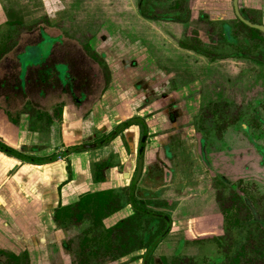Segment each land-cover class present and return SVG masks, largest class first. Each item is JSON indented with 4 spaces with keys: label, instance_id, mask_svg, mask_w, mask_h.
I'll list each match as a JSON object with an SVG mask.
<instances>
[{
    "label": "rangeland",
    "instance_id": "obj_1",
    "mask_svg": "<svg viewBox=\"0 0 264 264\" xmlns=\"http://www.w3.org/2000/svg\"><path fill=\"white\" fill-rule=\"evenodd\" d=\"M1 15L4 20L0 21V60L18 48L16 60L23 61L25 66L18 62V69L21 67L22 78L28 77L23 83L13 79L14 89L10 87L21 98L15 106V118L26 121L27 129H38L45 139L51 136V125L64 123L66 111L78 113L77 117L84 119L102 104L104 95L118 83L114 70L126 72L124 61H129L128 72L139 74L146 59L151 58L166 73L164 79L170 83L171 91L181 94L179 108L191 112L181 128L189 130L195 126L199 143L195 147L193 132H189L192 138L185 134V143L178 144V160L189 166L197 149L198 170L203 161L208 172L203 178L206 173L198 171L197 178L203 182L199 181L197 188L187 187L171 194L161 190L164 194L145 198L147 208L156 209L150 212H166L175 222L151 256L150 264H161V259L165 264H264L263 37L254 33L257 38H253L250 30L234 20L240 43L233 47L224 37V21L216 22L219 15L214 19L209 11L197 8L196 0H0ZM210 17L212 22L207 20ZM244 36L251 39V44L243 41ZM58 42L64 44L60 46ZM71 46L75 48L74 54L69 52L73 55L68 73L72 79L60 78L56 68L70 63L67 56L60 58L62 49ZM77 48L85 50L100 68L95 78L88 79V64L79 62ZM109 50L115 54L110 55ZM238 51L254 57L233 60L231 57ZM116 56L118 63L122 62L120 66ZM36 59L40 63L32 65ZM1 69L0 77L11 75ZM33 73L39 74L33 78ZM4 80L0 78L1 83ZM6 93L0 86L1 96ZM171 104L168 101L163 108ZM18 111L23 115L18 116ZM171 134L172 127L158 135ZM145 150L148 156L152 154L149 146ZM161 156L169 161L163 151ZM139 189L140 193L154 192ZM123 195L124 202H128V191ZM72 215L76 216L73 212ZM145 215L135 211L131 218L140 224L129 223V240L117 242L106 257V250L102 249L101 260L98 256L96 260L92 258L94 250H89L88 243L82 246L87 238L84 232L67 223L66 227L59 224L58 229L74 239L67 260L79 264L80 258L90 254L88 258H92L93 264H133L135 259L143 264L142 252L146 254L152 241L167 228ZM218 225L224 232L217 230ZM96 230L100 235L104 232ZM52 246L56 248V244ZM26 258H20L18 263L32 264ZM0 264L14 263L10 257H2Z\"/></svg>",
    "mask_w": 264,
    "mask_h": 264
},
{
    "label": "crops",
    "instance_id": "obj_2",
    "mask_svg": "<svg viewBox=\"0 0 264 264\" xmlns=\"http://www.w3.org/2000/svg\"><path fill=\"white\" fill-rule=\"evenodd\" d=\"M233 2L234 0H196V6L200 10L209 11L213 18H218L219 15L224 16V20H232ZM240 2L243 5L242 9L254 8L264 14V0ZM2 20L3 15L0 16V21ZM146 60L143 69L145 65L154 66L157 69V78L165 77L154 60L149 57ZM149 79L151 78L146 81ZM115 80L120 85L117 83L106 93L102 98V104L90 115L82 119L77 117L78 113L75 115L74 112L66 111L63 115L64 123L61 126L57 123L51 125L49 127L51 136L46 139L38 129H27L26 121H18L14 114L0 107V144L30 160L26 161L0 150V253L12 254L26 260L28 257L32 264H50V260L59 255L57 247L52 245L59 244L61 249L63 245L62 239L60 241L59 239L64 234L58 229L56 222V211L59 208H82L80 205L82 197L107 192L108 198L114 200L113 208H116V212L104 220V226L109 229L122 220L135 216V211L138 210L134 204L149 211L150 208L144 204L147 196L155 198L159 193L181 192L187 187L194 189L197 188L199 181L203 182L201 178H197L198 171L206 173L203 178L207 171L203 164L198 170V163L195 161L198 160L197 149L194 158L191 156L194 161L190 159L188 169L184 171L178 169V165L181 164L179 160L170 164L161 156V151L164 152L162 147L167 145L165 139L174 134L167 136L158 134L161 127L168 128V125L166 127L162 124L166 125L165 123L169 121L170 110L175 112L179 107L174 104L175 101L169 96L158 101L147 98L146 102L155 103L156 106L143 107L145 95L141 84H138L137 89L135 83L131 81L117 77ZM129 86L132 88L128 91L126 89ZM168 101L172 102L169 106L171 109L164 108L165 110L160 112L163 104ZM18 113H16L18 116L23 115L21 111ZM150 115L152 117L149 118ZM145 117L149 130V141L146 146L150 147L152 154L148 156V151L145 150L146 153L144 151L139 173V152L147 131L141 125ZM131 120H136V124L123 129L110 139L121 126ZM184 143L185 141L182 142ZM89 145L93 147L70 153L52 162L48 161L70 148ZM169 164L174 167V174L170 177L165 167ZM144 184H148L149 187ZM140 187L154 192L140 193ZM166 187L169 189L165 190ZM161 190L164 192H160ZM126 191L128 202H124L123 199ZM152 205L151 207L157 208L156 205ZM157 215L168 216L166 213ZM171 219L174 222V218ZM53 248L56 253L53 252ZM58 259L60 261V257Z\"/></svg>",
    "mask_w": 264,
    "mask_h": 264
},
{
    "label": "flooded vegetation",
    "instance_id": "obj_3",
    "mask_svg": "<svg viewBox=\"0 0 264 264\" xmlns=\"http://www.w3.org/2000/svg\"><path fill=\"white\" fill-rule=\"evenodd\" d=\"M233 4H234L232 6L233 7V12H234L233 19L232 20H224L223 18L219 17V19H217V21H216V22H218V21H224L223 30H224V37H225V39L229 43H231L233 45V47H235V48H237V44L240 43V33L239 34L238 33H235V27H234L235 24H233V21L234 20L237 21L236 23H238L240 27H243L245 29L250 30V33L252 34V37L253 38H257V37H254V35H255L254 33H257L258 34V37L260 36V37H263L264 38V32L263 31H261L259 29H256V28H253V27H250L249 25H247L245 23V21H248V22H250L253 25L264 27V22H263L264 14H263V12H261V11L258 12V10H256V9L254 10V8L253 9H242L243 8V5L241 4L240 0H234ZM202 10H204V9H202ZM222 17H224V16H222ZM207 18H209V17L207 16ZM242 19H244L245 21H243ZM207 20H209L210 22L213 21V19L211 17H210V19H207ZM235 37H237V38H235ZM23 38H24V36L22 37V39ZM24 40H25V38L23 39V41ZM250 40L251 39L250 38L248 39L246 36L243 37V41L245 43L251 42ZM58 43L60 44L61 42H58ZM249 44H251V43H249ZM62 45L60 44V46H62ZM29 48L32 49L31 47H29ZM33 49H36V48H33ZM65 49L66 50H63L62 49L63 53L60 56V58L62 56H64V57L67 56L68 58H70V60H68V61H70V63L69 64H65L66 66L64 64L63 65H60V66H62L63 69L62 68L61 69L56 68V72L60 76V78L62 77V78H65V79H72V78H69L68 73H69V70H70L69 65H71L72 58H73V55L71 53H73V54L75 53V51H74L75 48H73V47L72 48H69L68 47V48H65ZM17 50H18V48L13 49L9 53H7L6 56L3 59L0 60V69L2 68L1 71H4L7 74L11 73V75L0 77L1 80L2 79L4 80L6 78L3 81V83L0 82L1 89L2 90H5V91H8V93L3 94L2 96L0 94V107L3 108V109H5L10 114H14V112L16 110V107L15 106H16L17 102L21 100L19 94H15V93H13V91L11 92V88L10 87H12V85L14 83H16V82L13 81V79L14 80L17 79V81H20L21 80V82H22V80L24 81L25 78H28L27 76H25V78H22V75L23 74H22V70L20 71L21 67H19V69H18V62L20 64L22 62L23 66H24V63H23V61H20L19 59H18V61L16 60L18 58L15 55V52ZM32 50H31V52H32ZM76 50L78 51L76 53L80 55L79 62H85L86 64H88L87 65V70H86V73H85L88 76V79L95 78L96 75H99L98 72H100V68L98 66H96L95 61H93V59L87 54V52L85 50H83V49L82 50H79L78 48ZM54 51H55V49L53 50V48H52V50H51L52 59L55 58ZM103 51H105V49H103L102 52ZM69 52H71V53H69ZM106 52L107 51H105V55H106ZM26 54H27V52L24 53L22 55V57L24 55H26ZM109 54L112 55L113 52L109 50ZM107 55H108V53H107ZM247 56L254 57L253 55H249L248 53H245V51H238L231 58L233 60H239V59L240 60H244ZM20 59L22 60V58H20ZM115 60L117 61L118 66H120L122 62H119L118 63V60H119L118 56L115 57ZM128 62L129 61H124V63H123V64H125V66L123 67L124 69L123 68L122 69H123V71L125 70L126 72L121 73V72H119L120 70H118V71L117 70L116 71L114 70L113 73L115 74L114 76H115V78L117 77V79H126L127 81H131L133 84L135 83V85L137 86V89L139 88L138 84H141L142 87H144L143 95H145L144 96L145 98H144V100L142 102V106L143 107H146L147 105H148V107L150 106V102H146V99L147 98H148L147 100H150L151 99L152 101H158L159 99H162V98H164L166 96L167 97L169 96L170 98H172V100L175 101L174 104H176L177 106H179L178 103H179V101H181V94H177L175 91H171L170 83L167 80L164 79V78H166V73L164 72V70L161 71L165 75V77L162 78V79L157 78L158 77L157 74H156L157 69H155L154 66L145 65V68L144 69L141 68L142 70H141V72H139V74H135L133 72H128V70L130 68V66L128 67V65H127ZM35 63L39 64L40 61H35L32 65H36ZM90 65H92V66H90ZM3 66H5V67H3ZM23 66H22V68H23ZM88 66H90V67H88ZM29 68L30 67L28 66V69ZM96 69H97V71H96ZM6 70H9V71L7 72ZM33 74H34L33 75V78H35L39 73L38 74L33 73ZM151 74L154 75V76H149ZM101 78H105L103 74H101ZM148 78H151V79H149L148 81H146ZM96 80H97V82L99 81V79H96ZM132 87H134V85ZM6 95H7V97H6ZM16 98H18L19 100H16ZM194 101H196V99ZM165 109L163 108V110H165ZM161 111L162 110H160V112ZM174 113H176V114L174 115ZM188 114H189V116H191L190 115L191 112L187 113V109L186 108L181 109V108L178 107L175 112L172 111V109H171L170 110V116L168 117V120L169 121H167L168 123L166 122L165 123L166 125H164V123L162 124V126H166L167 127V125H168V128H170V127L173 128V134L174 135L169 136L168 138H166L165 139L166 141L165 140L164 141H165V143H167V145H165L164 147H162L163 150H164V154L167 157V160H169L168 162L170 164L173 163V162H175L176 160H178V155H179V154H177L178 144L180 142L182 143L183 142L182 141L183 139H186L185 136H184L185 134H188L187 136H192V135L189 134V132H193L194 133V139L197 140L196 141V145L198 146L199 141H198V135H197V128L195 126H193L192 129H189L191 131L182 130V128H181V126L185 122V117ZM148 117L150 118V117H152V115H150ZM146 118L147 117H145L144 120ZM193 118H194L193 121L195 122L196 116L193 117ZM144 120H143V122H141V125H143L145 127V129L147 130L146 131V136H147L146 145H147V142L149 141V136H148L149 130H148L147 119L145 121ZM131 121H136V120H131ZM128 122H130V121H128ZM128 122H126V123H128ZM172 125H174L175 127H173ZM165 130L166 129L164 127H161V129H160L161 132L162 131H165ZM160 131H159V133H160ZM150 139H152V138H150ZM73 148H75V147H73ZM144 151H145V147H144ZM139 159H140V152H139ZM170 164L167 165V166H165V167L167 168L168 173L172 175V174H174L173 173L174 172V167L173 166H170ZM202 164H203L204 168L206 169V171L208 172V169L204 165V162L203 161H202ZM178 169H183V171H184V169H188V166L185 163H182V164H180V166L178 165ZM182 174H184V172ZM191 176L193 177L192 174H191ZM214 206L215 205H213V206L211 205L210 208H215ZM80 210H81V208H59L56 211V222H57L58 225L60 224L62 227H66V223H67V224H69V225L74 226L75 228H77V230L79 229V231L84 232L87 235L86 236L87 238H85L84 242H82V246L87 245V243L89 244V247H88L89 250H94L91 254L93 255L92 258H94L95 260H96V256H98L99 260H101V258H102V255H101L102 249H105L106 250L105 256H104V257H106V255L109 254L110 250L113 248V246H115V244L117 242L124 241L126 243V241L129 240V237L128 236H129V231L130 230L128 231L127 235L125 237H123V238L122 237H120V238L117 237L116 238L115 236H109V237H106V238L101 237V235L99 233H97L98 230H96V228H98L100 230H104L106 228L104 226V220H102L103 227H100L99 226V222L100 221H97V219L95 218V216H92L90 214H86L84 217H82L80 215ZM150 210H156V209L150 208L149 211ZM72 212H73L74 215L76 214L75 217H73ZM159 213H161V212L159 210H157V213H155V214L157 215ZM163 213H166V212H163ZM166 215H168L166 217H168L169 222L171 224V227H170V231H171L172 226H173V220L171 219V216L168 213H166ZM67 217H70V219H66ZM147 217L149 218L150 221H156V219H157V223L156 224H159V221H160L162 223V227H163V223L166 224L167 225L166 231H167L168 226H169V222L167 220H165V219H159V218H153L151 216H147ZM220 217L221 218L222 217L224 218V208H223V211H221ZM222 221L224 223V220H222ZM132 222L134 224L135 223L140 224L139 221L138 222L132 221ZM146 222H148V221H146ZM138 227H139V225L137 226V228ZM218 229L224 232V230H222V228L220 229V225L217 226V230ZM62 232H63L64 236L61 237V238H60V236L58 237V238H60L59 241L61 239L63 241L62 249L59 247V244H58V246L56 244V247L58 249L57 251H58V254L59 255H58V257H56V258L54 257L53 259H51L50 260V264H57L58 263V260H59L58 259L59 257H60L61 264H71V262H69L67 259L70 260V258H69L70 257V253H69V251L71 250V244H72V241L74 242V239L68 237V236H70L68 233H67L68 236H66L65 231H62ZM92 233L94 235L90 238L89 236ZM220 236H221V234H220ZM221 237L220 238L224 240V233H223V236H221ZM164 238L162 240H164ZM157 240H153L152 241V242H154L152 244V246L155 244V242ZM162 240L153 249V251L151 253V256L153 255V253L155 252V250L158 248V246L161 244ZM196 240L197 241H200V242L203 241L202 239H199L198 237H196ZM59 241H58V243H59ZM106 243L109 244L108 249L104 247V245ZM196 244H198V243H196ZM79 246H80V243H79ZM63 249H64V251H63ZM149 250H148V252H149ZM66 252H68V253H66ZM148 252L146 254H143V252H142V255H145L144 256V260H143V264H145V259H146V256H147ZM89 255L90 254H87L83 258H80L79 264H93L91 262V259L92 258L91 259L88 258ZM137 255L138 254H136L135 257H133V258H136ZM151 256H150L149 264L151 262ZM2 257H6V258L10 257V260H13V263L14 264H19L18 262L20 261V258L17 257V256H15V255L7 254V253H4V254L0 253V262H1V258ZM121 258H124V257H121ZM132 261L134 262V263L132 262L133 264H138L136 259L135 260H132ZM236 262H238V259H236ZM122 263L123 262H119V264H122ZM161 264H165L163 259H161Z\"/></svg>",
    "mask_w": 264,
    "mask_h": 264
},
{
    "label": "trees",
    "instance_id": "obj_4",
    "mask_svg": "<svg viewBox=\"0 0 264 264\" xmlns=\"http://www.w3.org/2000/svg\"><path fill=\"white\" fill-rule=\"evenodd\" d=\"M35 61H38V59H36ZM135 123H136V121H130V122L124 124L123 126H121V128L125 129V128L129 127V126L134 125ZM83 148L84 147H75V148H71V149H69L67 151H71L70 153H74V152L83 150ZM10 150H12V149H10ZM55 160H57V157H54V158H52L51 160H48V161L52 162V161H55ZM28 161H30V160H28ZM48 161H46V162H48ZM113 201L114 200H112L111 198H108V193L107 192L106 193L103 192V193L95 194V195H92V194L86 195V196L82 197L81 202H80V205H82V208L80 210V215L82 217H84L86 214H90L92 216H95L97 221H100L99 222V226L103 227L102 220L107 219L111 214L116 212L115 211L116 208H113V206L115 204V203H113ZM93 207H96V208H93ZM132 217H134V216H132ZM131 221H133V220L130 217L128 219L122 220L121 222L116 224L114 227H111L109 229L105 228L104 230H102L104 232L101 235V237H103V238H106V237H109V236H115L116 238L117 237L118 238L125 237L127 235L128 231H129L128 225H129V223ZM119 243L122 244V242H120V241H119ZM104 247L108 249L109 244L106 243L104 245Z\"/></svg>",
    "mask_w": 264,
    "mask_h": 264
},
{
    "label": "water",
    "instance_id": "obj_5",
    "mask_svg": "<svg viewBox=\"0 0 264 264\" xmlns=\"http://www.w3.org/2000/svg\"><path fill=\"white\" fill-rule=\"evenodd\" d=\"M242 18V17H241ZM243 21H245L244 19H242ZM245 23L247 24V25H249L250 27H253V28H256V29H259V30H261V31H263L264 32V27H261V26H256V25H253V24H251L250 22H248V21H245ZM123 129L122 128H120L110 139H112V138H114L119 132H121ZM109 139V140H110ZM109 140H106V142H109ZM146 140H147V136H146V133H145V136H144V138H143V140H142V145H141V148H140V165H139V173H141L140 172V170H141V166H142V160H143V157H144V147H145V145H146ZM106 142H104V143H106ZM93 146H87V147H84L83 149H85V148H92ZM0 150H2V151H4V152H7V153H9V154H11V155H13V156H15V157H18V158H21V159H23V160H26V161H28V159H26L25 157H23L21 154H18V153H16V152H14L13 150H10L9 148H7L6 146H3L2 144H0ZM71 151H66V152H64V153H62V155H60V156H57V159H60V158H62V157H64V156H66L67 154H69ZM134 206L136 207L135 209L136 210H138L139 212H142V213H145V214H147V216H151V217H156V218H163V219H165V220H167L168 222H169V219H168V217H166V216H161V215H156V214H153V213H150L149 211H146V210H144V209H141V208H138L135 204H134ZM170 227H171V224H170V222H169V226H168V229H167V231L165 232V234L162 236V237H160L156 242H155V244L151 247V249L149 250V252H148V254H147V256H146V259H145V264H149V260H150V256H151V253H152V251H153V249L158 245V243L169 233V231H170Z\"/></svg>",
    "mask_w": 264,
    "mask_h": 264
}]
</instances>
